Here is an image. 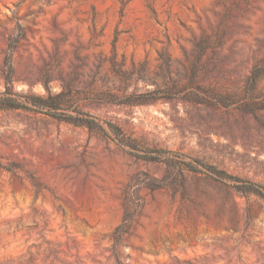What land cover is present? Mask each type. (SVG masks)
<instances>
[{"label":"rangeland","instance_id":"obj_1","mask_svg":"<svg viewBox=\"0 0 264 264\" xmlns=\"http://www.w3.org/2000/svg\"><path fill=\"white\" fill-rule=\"evenodd\" d=\"M255 68L259 102L264 0H0V94H65L59 118L0 111V264H264L263 200L149 158L264 186Z\"/></svg>","mask_w":264,"mask_h":264},{"label":"trees","instance_id":"obj_2","mask_svg":"<svg viewBox=\"0 0 264 264\" xmlns=\"http://www.w3.org/2000/svg\"><path fill=\"white\" fill-rule=\"evenodd\" d=\"M10 68V66H8ZM261 69L255 68L249 79L246 82L248 91L250 92V101L243 105V109L246 112H256L259 110L264 111V95L259 102L254 101L257 97L255 96V88L259 77L261 76ZM6 84H9V79L6 76ZM64 93L60 92L56 95H48L47 98L35 97L27 94L14 93L12 88L8 85L5 90L0 94V111L1 110H32L35 113H42L53 118H59L58 111L61 110L62 99ZM31 104L32 107L28 106ZM82 117L69 119L71 123L86 127L89 130H95L105 136H111L112 140L116 141L122 147H126L131 151H138V147L135 145L134 140L123 133L117 126L110 122L96 121L92 116L86 113L77 112ZM85 116V117H84ZM106 125L107 129L103 125ZM155 155L150 156V160L161 161L167 165L169 169L177 170L179 176L181 177V183L183 186L184 178L182 176L183 172L193 175H205L213 181L221 184L227 189L233 191L239 197H247L253 195L264 201V186L259 185L253 181L240 178L227 173L224 170L217 169L212 165L202 163L197 160H184V157L178 156L176 153L170 151H154ZM147 154H151L147 152ZM166 154V155H163ZM124 216L122 223L115 228L112 233L113 243L116 245L120 242L123 236L129 233L131 227L132 217L127 211L124 205Z\"/></svg>","mask_w":264,"mask_h":264}]
</instances>
